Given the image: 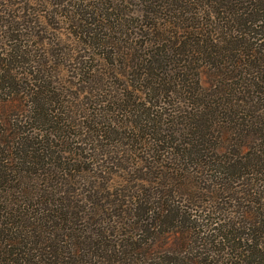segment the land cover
I'll use <instances>...</instances> for the list:
<instances>
[{"label": "trees", "instance_id": "trees-1", "mask_svg": "<svg viewBox=\"0 0 264 264\" xmlns=\"http://www.w3.org/2000/svg\"><path fill=\"white\" fill-rule=\"evenodd\" d=\"M127 1L23 0V3L6 4L2 0L0 90H13L9 102L13 103L15 111L9 114L13 131L7 133L11 136L5 133L0 136L1 163L14 157L32 166L31 175L38 169L44 171L45 166H49L47 174H50L54 165L58 170L71 168L83 173L91 170L89 176L94 179H112L118 169H131L132 179L143 181L167 179V170L181 167L182 163L194 168L247 166L235 157L243 151L231 145L234 157H228L225 166L207 162L210 153L221 150L213 139H218L219 135L223 137L226 132L220 125L222 122L212 120L218 104L216 99L220 97L210 93L209 96L215 98L209 99L203 97L200 90H189L190 68L176 66L177 71L172 76L160 58L169 49L171 54L187 56L188 62L191 55L193 57L202 49L209 57L215 55L214 59L225 44L234 45L229 35L219 34V25L211 18L210 13L214 11L211 4L209 11L192 17L184 29L181 23L170 20L171 15L167 20L162 19L149 0H140L139 10L147 21L141 20L144 24L127 28L128 14L124 7ZM242 4L247 11L242 19L236 20L238 31L230 35L237 43L241 33L252 38H255L253 34L264 35V0H243ZM46 17L55 20L47 23L48 29L40 25H44ZM61 20L67 23L71 35L63 48L70 47L72 42L71 48L64 52L52 39L51 49H35L34 46L41 42L45 45V37L40 38V34L55 31L52 26ZM138 37L147 38L148 43L137 44L134 40ZM179 37L185 40L179 42ZM17 39L23 44L10 43ZM250 49L245 54L253 59L246 65L253 68L258 56L252 45ZM59 57L71 61V66L79 64L73 68L71 79L62 78L59 64L53 61ZM236 65H233L234 74ZM217 70H220L217 72L220 77L230 72L220 67ZM239 73L236 76L245 92L255 82L245 76L240 78ZM196 82L204 83L198 76ZM87 84L91 95L87 96L86 106L78 111V106L74 105V87L81 90ZM217 85L220 88L225 83ZM222 94L229 99L223 89L219 96ZM231 104L229 109L236 112V116L243 112L233 125L239 127L247 122L248 134H256L254 139L260 140V147L247 140L250 146L246 156L249 166L263 171L264 113L260 112L264 110V96L257 106L256 103L249 105L244 96H236ZM192 106H198L194 116H190ZM83 108L84 120H81ZM177 125H181L179 129ZM8 168L13 170L12 166ZM1 169L2 164L0 172L5 174ZM42 174L45 176V171ZM169 175L179 179L185 176L182 172ZM211 176L216 174H207ZM170 183L172 187L166 190L140 188L147 193L136 197L117 193L115 196L87 197L72 194L28 196L25 190L18 189L19 198L4 197L1 201L4 210L0 209V264H264L263 172L255 175V179H247L241 188L243 198L251 196L247 199L248 209L230 217L225 227H210L214 233H206L214 219L209 212L193 216L204 221L199 230H195L198 225L191 219L192 215L183 213L177 201L168 199L171 191L180 192L178 186L181 185ZM212 184L222 186L223 182L213 181ZM201 188L207 189V186ZM30 190L36 191L34 187ZM180 193L185 195L184 202L203 201L196 194ZM184 206L188 209L187 204ZM108 208L113 209L115 216L121 215L125 220L134 216L136 220L126 221L124 228L108 223L105 218L97 220L95 215ZM103 223L109 226L100 227ZM191 233L197 235V243L189 247L186 243ZM149 237L162 242L156 246L149 244ZM169 237L177 239L175 246L166 244Z\"/></svg>", "mask_w": 264, "mask_h": 264}, {"label": "rangeland", "instance_id": "rangeland-1", "mask_svg": "<svg viewBox=\"0 0 264 264\" xmlns=\"http://www.w3.org/2000/svg\"><path fill=\"white\" fill-rule=\"evenodd\" d=\"M23 0H4L6 4L12 3H18L22 2ZM152 3V6L156 8L157 12L159 11V16H163L162 19H169L172 20L173 23H181L180 25H184V29H187V26L190 24L189 21H191V18L194 16H197L199 14L206 13V10L209 11V4L213 7L214 11H211V18L214 20V23H217L219 25L218 31L220 35L226 34L225 36L232 39L234 42V45H228L225 44V47L223 49L221 48L220 55L218 57L212 59L215 57L213 55L212 57H209L207 54L202 53L203 50L200 49L198 54H194L193 57L189 58L187 62V56L177 55L176 53L171 54L170 50H166L165 53H167L165 56H161L163 65L167 68V71L169 73L173 74L176 73V69H174L176 66H182L186 68H190V73L187 76L188 77V84H189V90H200L203 97L206 98H215L210 97L209 94L213 93L217 95L216 99V106L214 109V117L212 118L213 121H219L221 126L223 127L226 132H224L223 137L220 135L218 136V139H213V141H217L218 147H220V152H212L209 154L210 157H207L206 160L208 163H212L215 165H226V159L228 157H234L233 152L230 149V145L234 146V149H240L243 152L236 155L235 157L240 160L241 164H244L247 166L245 167H235V168H194L193 166H186V164L182 163L183 165L181 167L173 166L171 170H167V179H146L148 181H143L141 179H132L133 172L131 169L126 170H120L118 169L113 175L112 179H94L93 177L89 176V170L88 173H83L79 171L71 170V168H62L59 169L54 167L52 168L50 174L48 173L49 166H45V173L46 175L43 176V170L38 169L36 171V174L31 175V168L32 166L25 165L23 163L18 162L14 157L12 159L5 160V163H9L10 165H5V163L2 164L1 171H5V174L3 172H0V209L3 212L2 207V198L6 197L8 199H16L19 198L20 195L19 190H25L26 194L29 195H40V194H47V195H66V194H72L74 196L80 197L88 195L95 196H115L114 194H126V195H132L133 196H139L143 193H147V191H159L163 188V190L170 189L172 187L170 182L173 183H180L181 185L179 187V191L186 193L190 195H198L203 200L201 203L199 200L194 199L190 200L189 202H184L185 195H181L180 192L171 191V195L168 199H173L174 201H177V204L180 205L181 210L183 213H188L189 215H192L191 219L196 220V224L198 225L195 227V230L198 229L199 226H201V223L203 224L204 221H201L199 218L193 216L199 212L200 214H204L203 212H209L211 217H214L212 219V223L209 224V231L207 230L206 233H214V230H210V227H225V223L229 220L230 217L235 216L238 212L241 210H247L249 207V203L247 201L248 197L251 196L248 195L243 198V194L240 193L241 188L243 187V184L247 179H255V175L258 176L260 173H264V170L262 171L259 167L256 166H249V162L247 161V153L249 150V144H247V140L250 142L251 145L259 146L260 140L254 139L256 134L250 135L249 133V126L246 122L243 126L235 127L233 125V121H237L236 119H240V116L243 115V112H239L236 116V112L231 111L229 109V105L231 102L235 100L236 96H244V99L248 101L249 105L257 106L259 105V99L260 97L264 96V35H257L253 34L255 38H252L251 35H245L241 32V37H239V42L237 43V40L230 35L235 34L239 27V23L236 22V20L242 19V16L245 15L244 13L247 11L244 4H242L243 0H149ZM0 3H3L2 0H0ZM23 3V2H22ZM21 3V5H22ZM3 8L2 6H0ZM125 10H127L128 14V24L127 28H135L138 27V25L144 24L145 20L144 17H142V11L139 10L141 8V2L140 0H129L126 3H124ZM14 8V7H12ZM181 9V10H180ZM215 12V13H214ZM169 13V14H165ZM174 15L179 16V18H173ZM49 19V21H48ZM44 25H41V28L45 26V29L47 28V23H54L55 20L50 19L48 17L45 18ZM59 21V20H58ZM147 21V20H145ZM162 22V20H160ZM179 21V22H178ZM233 21V22H232ZM75 25V24H73ZM55 31H46L42 32L40 34V38L45 37V45L44 42H41L39 46H34L35 49H38L40 47H46L48 49H51L53 47V43L51 42L52 39H55V42L57 44V47H62L63 51H68L71 48H66L64 50L63 47L64 43L68 40V38H71L70 35V28L67 25V23L63 20L60 21L59 24H54L52 26ZM51 27V28H52ZM71 29H77L76 26H70ZM257 28V27H255ZM223 30V33L222 31ZM18 33V32H17ZM56 37V38H55ZM233 37V38H232ZM190 39H192V36H189ZM179 42H183V38L179 37ZM137 44L144 41L145 44H147V38H137L134 40ZM236 41V43H235ZM10 43L13 44H23L20 40L12 41ZM164 43H169L165 42ZM242 45L240 46L239 45ZM250 43H252V50L257 53L258 58H255V66L253 68H250L247 64L248 60L253 59L249 54H245V52H250ZM144 44V45H145ZM223 45V44H222ZM146 47V46H145ZM29 48V47H28ZM153 48V47H152ZM225 55H228V58L225 57ZM66 56H69L66 54ZM62 58H56L53 59V61H56L57 64H59V71L60 74H62L63 79H68L72 72L75 70L73 68L79 66V64H73L71 66V61H67V59ZM181 59H186L184 62ZM231 59V60H230ZM60 60V61H59ZM235 61V62H234ZM236 65V72L234 74L233 65ZM220 67L222 71H228L230 72H223L224 74L222 77L218 76L217 72L220 70H217V68ZM16 71V70H15ZM22 72V70H19ZM23 71L26 73L28 69L23 68ZM242 71V72H240ZM240 72V73H239ZM197 73V75L195 74ZM241 74L240 78L243 76L250 78V81L255 82L253 86H250L246 91L244 92V88L239 85V82L241 80L236 76ZM248 73V74H247ZM235 75V77H233ZM197 76L200 77L201 82L204 83H197ZM232 76V77H231ZM71 79V78H69ZM73 80V79H72ZM168 80V79H167ZM172 81V79H170ZM225 83V85H221L220 88L218 87V83ZM83 86V84H80ZM138 88L141 89L139 84L137 85ZM75 88V89H74ZM74 93L76 95L74 105L78 106V111L82 107L86 106V102L88 101L87 96L91 95L90 90H88V84L87 87L84 85V88L79 90L77 87H74ZM223 89V93L226 92L227 98L230 99V103L228 102L225 97V94H222L219 96L220 91ZM224 89L225 92H224ZM142 90V89H141ZM11 91L10 89L7 92V89L0 90V136L3 137L4 133L8 134L10 130L13 131V127L10 125V115L12 114L15 109H13V103L9 102V99L11 98ZM86 92V93H85ZM90 92V93H89ZM141 97H147L145 94H141ZM62 99L63 96L61 97ZM220 99V100H219ZM79 103V104H78ZM25 105V104H24ZM72 105L73 107H75ZM165 106V105H164ZM73 109V108H72ZM76 110V107H75ZM77 111V112H78ZM190 111H193L190 113V116L193 115L198 111V106H192V109ZM200 112V111H199ZM7 113V114H6ZM85 109L83 108V113L79 114L82 115L81 120H84ZM242 113V114H241ZM260 113H264L260 112ZM158 114V113H157ZM235 114V115H234ZM167 117L171 116V113L169 116L166 114ZM163 117V115H162ZM239 121V120H238ZM218 123V122H217ZM181 125L175 126L177 129H179ZM219 134L221 132L218 130ZM11 136V134H8ZM216 136V133L214 134ZM247 135V136H246ZM254 141V142H253ZM3 148V146H0ZM260 147V146H259ZM264 148V146H262ZM138 155L140 151H137ZM11 155V154H10ZM5 157V155H3ZM75 163V162H73ZM235 163V162H234ZM8 166H12L13 170L7 169ZM93 168V166H92ZM61 170V171H60ZM86 171V170H85ZM63 172L70 173L69 175H64ZM79 172V173H78ZM87 172V171H86ZM175 172L178 173H184V177H169L170 173L175 174ZM198 172V173H197ZM62 173V174H61ZM194 174L197 175V178L193 177ZM208 175L216 174V176L207 177ZM4 175V176H2ZM35 175V176H34ZM241 175V176H238ZM134 178V177H133ZM208 179V180H203ZM220 179V180H219ZM152 182L151 184H149ZM213 181H222L223 185L219 186L218 184H212ZM156 183H166L167 185H160ZM149 184V185H148ZM200 186H207V189L201 188ZM224 186V188H222ZM34 187L36 191L30 190V188ZM140 188H144L147 191L140 190ZM245 188V186H244ZM66 190V191H64ZM33 191V192H30ZM221 192V195L219 196L218 193ZM199 193V194H198ZM244 193V192H243ZM87 195V196H86ZM242 196V197H241ZM189 197L187 196V199ZM222 202H224L222 204ZM176 203V202H175ZM184 204H187L188 209L186 206L182 207ZM199 203V204H198ZM199 205L198 207H196ZM218 207H222L219 209ZM201 208L203 211H201ZM218 208V209H217ZM112 208H108V211H105L104 209H101L95 217L97 220L99 218H105L108 223L117 224L121 226V228L125 227L126 221H132L136 220L133 216L126 218V220L123 218V216H115V214L112 211ZM214 210H217L216 213H214ZM112 211V212H111ZM197 211V212H196ZM108 212L111 214V218L107 219L109 217V214H106ZM217 216V218H215ZM224 218H223V217ZM219 218V219H218ZM119 221V223H117ZM190 225H192L190 223ZM99 226V225H96ZM102 226H109L106 223L100 224V227ZM95 227V226H93ZM112 227V226H111ZM110 229V227H109ZM199 230V229H198ZM193 233V232H192ZM189 234L188 240L186 243V246L189 247L195 246L197 243V235ZM195 238V239H194ZM149 244H153L156 246L157 243L159 244L162 242L161 239L158 241L156 239H153L152 237H149L147 239ZM194 240V241H193ZM177 239L175 237H169L166 241L167 245H176ZM174 245V246H175ZM178 246V245H177ZM162 249V248H161ZM154 251V250H152ZM193 252V251H192ZM194 253V252H193ZM196 253V252H195ZM155 255H153L154 257ZM201 264H215L214 262H202Z\"/></svg>", "mask_w": 264, "mask_h": 264}]
</instances>
